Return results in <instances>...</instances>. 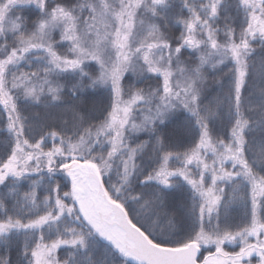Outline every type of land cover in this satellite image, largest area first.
I'll list each match as a JSON object with an SVG mask.
<instances>
[{"label": "snow or ice", "instance_id": "obj_1", "mask_svg": "<svg viewBox=\"0 0 264 264\" xmlns=\"http://www.w3.org/2000/svg\"><path fill=\"white\" fill-rule=\"evenodd\" d=\"M257 43L264 0H0V247L22 238L17 264H264Z\"/></svg>", "mask_w": 264, "mask_h": 264}, {"label": "trees", "instance_id": "obj_2", "mask_svg": "<svg viewBox=\"0 0 264 264\" xmlns=\"http://www.w3.org/2000/svg\"><path fill=\"white\" fill-rule=\"evenodd\" d=\"M175 2L178 3V0H175ZM34 16H35V13H33V18H34ZM172 31H175V29H172ZM254 47L256 48V52L253 54V56L251 58V62H252L253 67L251 69L252 77L250 79V85H251L250 90L253 92L254 97H256L259 95L261 88H264V78L261 77V72H262L261 61L264 60V49H262L258 43L255 44ZM65 48H66V46H65ZM192 58L193 57L191 55V51L185 50V55L182 57V59L191 60ZM230 67H231V65H229V68ZM86 70L89 71L90 73H96V72H98V66H96V65H94V63H92V64H90V66ZM227 73H228V68H223V67H222V71L216 73L215 78L224 84L223 89H221L220 84H217L213 81V78L211 77V75L209 76V80L207 83V96H208L209 100L212 99L213 97H216L217 95H219L222 91H225V92L227 91V81L225 79ZM151 77H152L151 79H145L143 82H139L135 75H133L132 73H127L126 78L124 79L123 83L125 86L134 85L135 87H145L147 84H152L153 86H155V76H151ZM62 82H65V81H62ZM88 95L90 98V106H95L97 112L109 103V90L105 87H101V88H97V89H89ZM207 102H208V100L205 101V103H207ZM39 110L40 109L32 108L29 106L28 112H26V114H28L30 112L39 111ZM6 135H7L6 131H4L3 126L0 125V151H2V145H3V141L6 137ZM137 135L139 137V140H148L149 139L147 133H139ZM139 140L137 142H139ZM150 152H151V148L149 147V149L146 150L145 158H147V155H149ZM57 179L62 180L65 183H69V187H70V181L65 176V174L59 173L57 176ZM29 183H30V181H23L21 183L20 190L26 191ZM65 190H67V189H65ZM6 191H7L6 188H4L3 186H0V193H4ZM37 191L41 195L45 194L42 192L41 189H37ZM242 211H243V209L238 204L234 205L233 211L231 213L233 219L239 220ZM162 222H166V221L162 220ZM177 227H179V222H178ZM19 239H22V238H17V242L13 244L10 251H6L3 247H0V257L10 256V258L12 260V264H17L18 259H19V246H18V240ZM225 248L227 251L238 250L237 246L231 245V244H226ZM100 250H102V249H100ZM61 254H63V253H61ZM204 254L206 255L207 252L204 251ZM122 261H123L122 257H117V264H122ZM254 261H255V258L253 257V263H254Z\"/></svg>", "mask_w": 264, "mask_h": 264}, {"label": "rangeland", "instance_id": "obj_3", "mask_svg": "<svg viewBox=\"0 0 264 264\" xmlns=\"http://www.w3.org/2000/svg\"><path fill=\"white\" fill-rule=\"evenodd\" d=\"M127 74V73H126ZM148 76H154L153 74H147ZM166 221V220H165ZM160 225H161V227L162 228H164V227H166L167 226V221L166 222H160ZM177 226H178V224H177ZM255 258V261H254V263L253 264H256V261H257V258L256 257H254Z\"/></svg>", "mask_w": 264, "mask_h": 264}]
</instances>
